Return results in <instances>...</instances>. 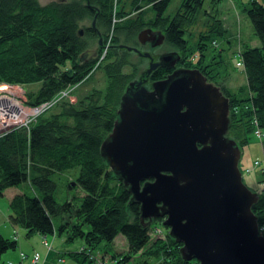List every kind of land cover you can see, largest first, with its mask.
<instances>
[{
    "label": "trees",
    "instance_id": "1",
    "mask_svg": "<svg viewBox=\"0 0 264 264\" xmlns=\"http://www.w3.org/2000/svg\"><path fill=\"white\" fill-rule=\"evenodd\" d=\"M116 1L89 0V5L86 0H52L45 4L39 0H0V85L36 84L35 88L26 90L25 105L33 107L49 101L61 90L79 85L95 68L103 67L108 77L104 91L93 89L76 103L62 97L51 107L57 106V110L49 111V108L31 124L0 133V194L8 187H18L9 199L8 219L13 226L24 229L26 237L37 233L42 235L47 252L56 255L53 264L65 260L46 239L49 233L54 235V231L67 232L69 241L82 239L89 249L102 240L111 242L118 234L124 235L128 249L117 259V264H129L132 257L142 254L145 258L136 264H194V259H182L180 243L170 236L169 244L178 245L177 249L170 250L165 242L158 249L161 241H156L154 248H151L153 244L146 247L150 241V226L140 224L139 204L130 202L129 191L115 177L99 148L112 129L120 96L130 80L122 67L128 60L129 50L125 46L131 49L137 46L138 32L150 26L160 29L165 35L164 43L177 48L182 59V52L190 51L187 27L192 24L194 16L200 19L203 0H181L173 14L166 13L171 0H144L153 16L149 21L145 18L134 24L123 23L125 14L122 7H117ZM213 1L217 3L219 0ZM101 6L111 9L104 34L95 21L102 42L106 44L100 47L97 41L98 56L80 62V53L91 48L85 36L97 33L92 24L82 28L79 23L87 16L94 17L96 12L98 20ZM138 9L141 11L142 7ZM244 11L260 40L259 46L244 47L241 51L240 66L247 85L239 92L219 85L230 101V125L236 131L240 126L244 129L242 143L247 142L245 137L254 128L264 131V1L251 0ZM204 14L208 15L204 27H208L209 33L224 36L227 29L223 28L224 21L219 17L221 10L217 5L205 10ZM120 34H124V40H120ZM205 36L202 35L201 43ZM197 47L201 48L200 45ZM167 72L169 69L158 67L151 79L162 78ZM202 72L206 74L204 70ZM208 79L213 81L210 77ZM239 101L248 106L247 110L233 116L232 110ZM259 139L263 140V165L257 160L259 163L252 162V167L259 166L264 180V137ZM237 142L242 148L240 141ZM240 170L242 175L249 172L244 167ZM62 181H66L63 186L68 185V188L66 186V200L60 203L55 192ZM73 189L81 193L77 192L75 197L78 202L69 200ZM252 210L258 217L260 232L264 234L261 229L264 191L259 193ZM64 213H68L70 220H66ZM58 217L57 225L54 220ZM19 238V231L10 238L0 234V261L5 252L17 247ZM86 250L82 245L76 253L86 254ZM21 252L26 255L25 260L20 256L21 262L29 260L28 255L23 250ZM36 253L38 260L33 264L41 260L38 251Z\"/></svg>",
    "mask_w": 264,
    "mask_h": 264
},
{
    "label": "water",
    "instance_id": "2",
    "mask_svg": "<svg viewBox=\"0 0 264 264\" xmlns=\"http://www.w3.org/2000/svg\"><path fill=\"white\" fill-rule=\"evenodd\" d=\"M97 15L91 24L104 47ZM137 39L158 46L165 35L145 27ZM98 48L85 49L79 61L96 58ZM150 60L140 77L126 84L100 155L129 191L130 202L139 204L141 225L166 217L163 224L180 243L182 259L264 264V234L252 210L259 196L243 182L241 149L227 136L228 96L199 68L176 66L180 52ZM160 66L169 72L151 79Z\"/></svg>",
    "mask_w": 264,
    "mask_h": 264
},
{
    "label": "rangeland",
    "instance_id": "3",
    "mask_svg": "<svg viewBox=\"0 0 264 264\" xmlns=\"http://www.w3.org/2000/svg\"><path fill=\"white\" fill-rule=\"evenodd\" d=\"M52 0H39L41 4L48 3ZM65 2L71 0H63ZM181 0H171L166 13L173 14L176 10L177 6L180 5ZM251 0H219L215 3L213 0H203V5L200 9L199 17L193 18L191 21L192 24H189L187 27L186 38L188 39V47L189 52H182L183 57L177 63V65H183L190 68H199L200 70H204L206 75L210 77L215 84L225 85V87H230L231 89L239 92L241 88L246 84L245 73L243 72V68L240 65H237L238 61H241V51H243L244 47H256L260 45V40L254 32L252 24L247 17L246 12L244 11L245 7H249ZM262 2L264 0H258ZM117 7H122V10L125 14L124 16V24L130 23L134 24L140 21L145 20V18L149 21L150 17L153 16L150 6L144 0H117ZM215 5L221 10V17L224 21L223 28L227 29L222 37L213 36L211 31H208V27H204L206 23L205 20L208 17L207 14H204L205 10H210ZM142 10L140 11V8ZM110 8L101 6V13L99 19L96 20V25L102 30L104 34L106 31L105 22L108 19V12H110ZM140 14V15H138ZM224 15V16H223ZM93 15L85 17L80 21V26L82 28L90 27L92 23ZM199 20V21H198ZM198 22V23H197ZM83 34V32H82ZM202 35H207L204 37L203 42L201 43ZM87 40V44L91 48H97V41L99 37L97 35H92L90 37L85 36ZM120 40H124V34L119 35ZM106 44V42H105ZM103 43V45L105 46ZM200 45L201 48L197 46ZM128 60L124 63L123 72L125 75H128V79H138L141 73L149 67L150 57L153 61L159 59L160 54L168 52V51H177L178 49L168 43H162L161 45L154 46L151 48L149 42L143 44H138L132 49H128ZM149 56H145V54ZM133 63V65L131 64ZM129 80V81H130ZM108 81V77L104 71L103 67L95 68L94 71H91L88 76L76 86L74 91L72 92V99L70 102L76 103L79 98L84 97L93 89H99L104 91L106 88V84ZM151 80L149 79L145 85L147 87L150 86ZM4 85L2 90H6L7 88L12 90L15 99L20 104H26V90L35 88L34 85H14L11 87H7ZM1 87V85H0ZM69 101V100H68ZM57 106L49 109L57 110ZM114 110L115 103H113ZM232 110L233 116H237L240 113H243L247 110V105L243 104L239 101L238 106H234ZM117 112V111H116ZM244 129L240 126L237 131L230 125L229 130L227 132V136L234 139L237 138V141H240L242 148H240L238 142V146L242 149V156L240 160V167L248 168L249 172H244L242 175L243 181L246 185H248L252 191L259 193L264 191V180L259 172V166L252 167V162L254 160H259L260 165H263V151H262V139L256 135L254 128L253 132H251L245 139L246 143H242V138H244ZM256 164V163H255ZM76 172H74V175ZM66 181H62L58 184V190H56L55 195L57 200L61 203L66 200V186L64 185ZM75 186V185H73ZM76 187V186H75ZM63 188L64 190H61ZM18 190V187H8L3 191V194H0V222L6 218L9 213V199L10 197ZM81 194L77 190L70 191V199L75 202H78L75 197H77L78 193ZM73 197V199H72ZM262 197V196H261ZM255 204V203H254ZM253 204V205H254ZM66 220H70L68 213L63 214ZM166 217L153 218L146 226L149 227V243L146 247L151 246L154 248V243L156 241H161L158 249H161L162 245L165 243L168 244V248L171 250L173 248H178V245L173 246L168 242L169 236V227L163 224V219ZM147 219V218H146ZM261 220V218H260ZM55 224L59 223V217L56 218ZM148 221V219H147ZM58 225V224H57ZM20 232V239L26 242V247L23 248V251L28 255V259L31 260L34 252L38 251L41 259L42 249L46 248L43 245V236L34 234L30 237L25 236V231L21 227H18ZM261 229H264L261 226ZM47 241L53 245L54 248L58 249L65 258V262H61L59 264H117V259L121 258L123 254L127 253L128 243L127 239L124 235L118 234L113 241L109 242L107 240H102L95 244L92 248H87V245L82 241V239L75 240H67V232L58 233L54 231V235L49 233L46 237ZM37 245V249H36ZM86 247V254L76 253L80 251L81 246ZM180 246V245H179ZM19 245H17V248ZM140 256V257H139ZM137 258H131L129 264H136L138 260L144 259L145 256L136 255ZM135 259V261H134ZM27 262V260L25 261ZM41 261L38 263L40 264Z\"/></svg>",
    "mask_w": 264,
    "mask_h": 264
},
{
    "label": "built area",
    "instance_id": "4",
    "mask_svg": "<svg viewBox=\"0 0 264 264\" xmlns=\"http://www.w3.org/2000/svg\"><path fill=\"white\" fill-rule=\"evenodd\" d=\"M241 61L237 62V65H240ZM72 88L68 87L61 90L55 96H53L49 101L42 103L38 106L29 107L27 105L20 104L15 99V95L12 90L6 89L5 91L0 88V133L4 132L15 126L29 125L31 124L36 117L43 111L51 108L58 102L62 97H68L72 99L70 93ZM256 135L260 138L264 137V131L256 129ZM259 163L257 160L254 161V164ZM249 169L246 168V171ZM21 259L25 260L26 255L22 252L20 253ZM38 260V254H34L32 257L33 263H36ZM5 264H13L11 260L7 261Z\"/></svg>",
    "mask_w": 264,
    "mask_h": 264
},
{
    "label": "crops",
    "instance_id": "5",
    "mask_svg": "<svg viewBox=\"0 0 264 264\" xmlns=\"http://www.w3.org/2000/svg\"><path fill=\"white\" fill-rule=\"evenodd\" d=\"M15 231H21V230L15 226H13L10 223V221L8 219V215H7L6 218L0 222V234H2L4 237L10 238ZM18 245H19L18 248L16 247L13 250L10 249L3 254L2 259L0 261V264H2L6 260H12L14 262V264H33L29 260H27V262H25V261L21 262L19 253H20V251L23 250L24 247H26V242L23 241V239L19 238L18 239ZM36 249H37V245H36ZM41 249L43 251L42 256L44 255V253H45V256H43V259L40 260L41 261L40 264H53V261H54L56 255H53L52 253H48L47 249L44 247ZM64 262H65V260H64Z\"/></svg>",
    "mask_w": 264,
    "mask_h": 264
},
{
    "label": "flooded vegetation",
    "instance_id": "6",
    "mask_svg": "<svg viewBox=\"0 0 264 264\" xmlns=\"http://www.w3.org/2000/svg\"><path fill=\"white\" fill-rule=\"evenodd\" d=\"M92 26V25H91ZM146 28H151L153 31H160V29H155V28H152V27H150V26H146ZM146 43H148V42H146ZM149 44H150V42H149ZM143 45H145V43L143 44ZM150 46H151V48H153L154 46H152L151 44H150ZM176 66H183V65H176ZM161 67V66H160ZM165 68V67H164ZM154 73V72H153ZM153 73H152V75H153ZM168 73V72H167ZM207 76V75H206ZM208 77V76H207ZM152 78V77H151ZM151 80V79H150Z\"/></svg>",
    "mask_w": 264,
    "mask_h": 264
},
{
    "label": "bare ground",
    "instance_id": "7",
    "mask_svg": "<svg viewBox=\"0 0 264 264\" xmlns=\"http://www.w3.org/2000/svg\"><path fill=\"white\" fill-rule=\"evenodd\" d=\"M7 87H11V85H6ZM76 86L77 85H72V86H70L71 88H72V90L74 91V89L76 88ZM4 87V85H1V87L0 88H3ZM8 89V88H7Z\"/></svg>",
    "mask_w": 264,
    "mask_h": 264
}]
</instances>
